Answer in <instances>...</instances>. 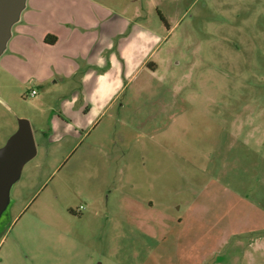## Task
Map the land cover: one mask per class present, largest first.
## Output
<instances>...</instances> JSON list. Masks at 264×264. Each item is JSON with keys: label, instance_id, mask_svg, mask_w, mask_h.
<instances>
[{"label": "rangeland", "instance_id": "374dc122", "mask_svg": "<svg viewBox=\"0 0 264 264\" xmlns=\"http://www.w3.org/2000/svg\"><path fill=\"white\" fill-rule=\"evenodd\" d=\"M99 1L84 44L112 58L128 33L102 18L128 16L163 36L142 51L156 69L125 62L123 113L106 112L63 159L70 144L44 135L82 117L75 85L48 74L61 53L13 52L12 26L0 149L26 118L38 151L10 187L0 264H264V0Z\"/></svg>", "mask_w": 264, "mask_h": 264}, {"label": "crops", "instance_id": "0c3cea01", "mask_svg": "<svg viewBox=\"0 0 264 264\" xmlns=\"http://www.w3.org/2000/svg\"><path fill=\"white\" fill-rule=\"evenodd\" d=\"M105 5L99 0H26L18 21L13 25V33L16 30V34L12 38L18 34V38L13 42L15 45L13 52L24 55V51L29 52L34 45L43 51L61 53L62 58L59 59L58 64L53 60V64L47 66L48 74L51 78H57L54 83L67 80L69 84L75 85V91H71L72 99L79 98L80 109L83 110L82 117L72 116L78 121H75L74 126L70 123V125L66 124L63 127L65 131L59 136L52 135V131L45 132L44 135L48 143L70 144L71 147L65 152L63 159L78 146L83 138L92 134L91 129L100 124L106 112L117 110V113H123L128 102L120 103L123 99L122 92L127 91L135 75L125 81L126 77L121 69L123 65L126 67L125 62L132 59L139 65L138 69L151 68L150 71L156 69L155 65L149 63V58L142 60V51L146 55L149 51L151 55L155 53L163 41V36H159L158 33L147 29L139 22L129 20L128 16L121 22H115L114 13L102 18L103 21L113 20V24L119 27L122 23V29L127 30L128 33L121 39L124 43L118 45V51H115L116 54L114 53L112 58L111 56L107 58L105 52L102 54L99 49H92L93 44H96L95 39L84 44L82 38L86 34L98 33L96 27L99 26L100 15L96 14L93 9L97 6L107 8ZM101 28H104L102 24ZM114 58L119 62L118 76L110 75L112 65L116 63ZM34 88L36 89L32 87ZM32 89L30 95L37 96L38 93L37 95L31 94ZM138 90L137 94H140L141 89ZM65 108L66 111L74 113L68 103L65 104ZM157 130L154 135H152L154 131L152 133L149 131L151 137L158 134L159 130ZM104 145L98 140H93L91 144L92 147L103 148Z\"/></svg>", "mask_w": 264, "mask_h": 264}, {"label": "water", "instance_id": "95a60500", "mask_svg": "<svg viewBox=\"0 0 264 264\" xmlns=\"http://www.w3.org/2000/svg\"><path fill=\"white\" fill-rule=\"evenodd\" d=\"M26 0H0V45L9 41L11 28L15 24ZM31 123L22 119L18 131L14 132L0 149V221L9 204L10 187L18 181L24 164L35 157L38 148Z\"/></svg>", "mask_w": 264, "mask_h": 264}, {"label": "built area", "instance_id": "2783aa9c", "mask_svg": "<svg viewBox=\"0 0 264 264\" xmlns=\"http://www.w3.org/2000/svg\"><path fill=\"white\" fill-rule=\"evenodd\" d=\"M37 93H38V92H37V90H36L35 88L32 89V93H31L32 95H37Z\"/></svg>", "mask_w": 264, "mask_h": 264}]
</instances>
